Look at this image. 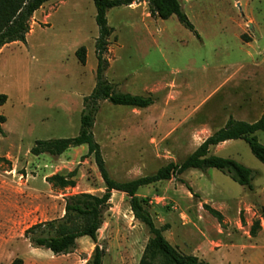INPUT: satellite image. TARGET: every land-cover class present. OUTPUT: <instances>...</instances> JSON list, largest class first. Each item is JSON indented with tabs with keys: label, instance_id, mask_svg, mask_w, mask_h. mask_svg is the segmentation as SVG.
<instances>
[{
	"label": "rangeland",
	"instance_id": "rangeland-1",
	"mask_svg": "<svg viewBox=\"0 0 264 264\" xmlns=\"http://www.w3.org/2000/svg\"><path fill=\"white\" fill-rule=\"evenodd\" d=\"M178 1L196 33L176 16L151 17L147 3L108 13L115 33L106 54L107 80L120 93L156 101L145 110L100 105L93 133L112 178L121 183L183 163L231 117L253 123L264 112V0ZM96 16L93 0H52L34 15L27 44L0 53V96H7L0 106L7 120L0 135V264L93 260L90 238L78 242L74 254L58 257L33 248L24 235L36 224L63 218L66 197L106 191L94 157L85 158L87 146L60 157L31 154L37 141L80 133L84 99L97 83ZM82 47L85 66L77 58ZM256 79L261 84H251ZM256 136L264 145V133ZM211 155L251 169L252 189L215 169L191 170L144 187L138 196L148 200L158 228L170 227L164 236L182 254L209 264H264V165L244 141L221 144ZM75 170V188L47 182ZM257 220L262 228L252 237ZM149 239L130 198L113 192L98 238L103 264H140Z\"/></svg>",
	"mask_w": 264,
	"mask_h": 264
},
{
	"label": "trees",
	"instance_id": "trees-1",
	"mask_svg": "<svg viewBox=\"0 0 264 264\" xmlns=\"http://www.w3.org/2000/svg\"><path fill=\"white\" fill-rule=\"evenodd\" d=\"M51 1L0 0V53L11 44H27L34 15ZM93 2L97 9L96 23L99 28V38L96 42L97 83L92 94L84 99L80 133L74 138L37 141L31 154L35 157L42 155L60 157L71 149L87 146L89 151L85 158L94 157L106 191L100 196L87 193L66 197L63 218L30 227L25 232L24 238L33 248L48 250L58 257L74 254L78 248V241L90 238L96 248L93 260L88 264H103L105 253L98 244L99 233L104 225L105 214L111 208L113 192H119L130 198V206L135 219L146 227L150 235L140 264H209L196 256H186L172 246L164 236L170 227L158 228L156 226L149 210L148 200L141 199L138 193L144 187L170 181L191 170L205 172L210 169L218 170L230 176L240 186L252 189L255 175L251 169L235 160L211 155V149L231 141H244L255 158L264 165V145L256 136L258 133H264V113L255 123L239 121L231 117L224 128L205 140L181 164L170 163L156 174L134 181L125 183L116 181L107 168L101 146L93 133L100 105L103 102H109L116 107L145 110L154 106L156 101L153 97L120 93L107 80L109 62L106 54L110 44L109 40L115 33V30L109 26L108 13L113 9L147 3L151 17L169 20L176 16L186 29L193 33H196V29L178 0H93ZM244 41L251 42L249 38ZM77 58L81 65H86L87 50L85 47L78 50ZM6 101L7 96H0V106H4ZM6 122V118L0 116V135L4 134L3 125ZM77 175L78 170H75L68 177L56 175L47 179V182L55 188H75L77 183L74 178ZM207 210L220 223L223 221L221 213L209 207ZM261 219L264 220V210ZM261 228V220H257L251 229L252 237H256ZM12 264H24V262L16 259Z\"/></svg>",
	"mask_w": 264,
	"mask_h": 264
},
{
	"label": "crops",
	"instance_id": "crops-1",
	"mask_svg": "<svg viewBox=\"0 0 264 264\" xmlns=\"http://www.w3.org/2000/svg\"><path fill=\"white\" fill-rule=\"evenodd\" d=\"M28 38V37H27ZM2 52V51H1ZM247 76H248V73L247 74H245L243 77L245 78V81H249L250 80V78L249 79H247ZM252 76H255L256 78H258L256 75H252ZM230 82V77L227 79V81H226V85L228 84ZM254 83H257V84H261V82L258 80V79H256V81H251V84H254ZM250 102V101H249ZM264 113V112H263ZM263 113H262V115H263ZM262 115L260 116V118L262 117ZM259 118V119H260ZM258 119V120H259ZM257 120V121H258ZM240 121V120H239ZM256 121V122H257ZM244 122H246V121H244ZM253 123H255V122H253ZM100 240V239H99ZM80 241H82V239L81 240H79L78 242H80ZM87 242H89V241H87Z\"/></svg>",
	"mask_w": 264,
	"mask_h": 264
}]
</instances>
